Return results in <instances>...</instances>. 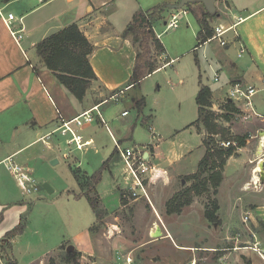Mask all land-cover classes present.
<instances>
[{"label":"crops","instance_id":"1","mask_svg":"<svg viewBox=\"0 0 264 264\" xmlns=\"http://www.w3.org/2000/svg\"><path fill=\"white\" fill-rule=\"evenodd\" d=\"M179 2L180 0H0V5L5 7L6 15L10 13L15 15V19L9 24L0 17V217L3 215L0 221V245L5 243L14 245L16 238L21 235L9 240L6 238L7 233L18 227L24 216L26 223H28L26 214L32 210V207H36L42 202V195H39L33 201L28 200V195H32L35 191L38 194L44 191L45 184H43L42 191L39 190L40 185H42V176H37V171H39V166H42V159L45 154L52 153L51 160L58 156L64 158L66 147L63 144H68L70 136L64 137L59 131L62 122H71L85 112L93 110L96 106L91 102L90 91L87 92L85 99L80 102L60 83L54 73L44 66L37 52V46L46 38L72 25H77L94 47V52L89 60L97 80L93 81L91 88L97 83L109 95H113L120 89H128L124 100H129L128 96H130V107L135 110V117L130 118L133 113L132 110L130 111L127 108L122 110L118 117H114L111 109L105 107L108 103L101 104L102 102H100L98 104L99 111L104 119L107 117L105 124L102 123L97 111H95L93 113L96 117L94 123L84 124L81 127L73 126L77 134L83 136L85 141L92 142L84 150V154H89L88 163L81 162L80 167L83 168L86 165L87 169L93 171L97 169L110 170L116 156L119 158L122 156L117 145L120 147L127 145L125 149L143 146L142 142L134 139L135 131L132 132L131 140H129L130 137L125 128L127 121L133 122L135 119V126H140L143 131L150 135L153 143L157 141L156 146L150 145V150L154 149V152L150 154L153 164L152 172L144 176L142 187H138L133 179L134 183L130 189L132 196L135 194V199L146 200L147 204L151 206L153 215L156 213L152 216V219L155 216L161 217L160 213L163 206L162 208L158 207L155 200H152L149 188L156 186L159 182H165L166 184L169 180L172 179L173 181L182 175L196 174L201 160L207 153L205 140L208 137V132L204 124L199 123L200 106L196 101L201 89L203 87L210 89L211 103L217 109L216 103L226 102L231 85L235 82L240 81L253 87L263 85V76L258 75L255 78L249 74L252 70L251 66L248 67L246 72V70L224 57L218 58L213 65V71L215 72L213 83L220 82L215 81L216 74H219L221 79H225L222 85L218 86V90L213 88L210 82L203 81L199 60L201 46L197 45L200 42L198 34L201 26L192 12L188 9H182L187 14L180 17L179 24L181 26V21L184 20L186 25L191 28L194 43L188 48L187 53H196L194 57L195 68L197 65L199 72L198 74L197 70L195 71L197 85L194 92L192 91L195 96L196 118L184 128H164L159 122V118L162 117L160 112L156 105L150 103L149 99L151 94L154 99L159 100L160 87L155 88V85H153L155 81L148 85L146 89L145 86L147 82L153 80L156 76L167 73L168 69H173L172 76H179L182 56L170 57L165 47L167 38L179 39L180 41V38H176L178 36L176 31L181 27L167 28L172 15L177 11L166 9L162 13L161 20L153 25V31L163 45L164 50L157 51L152 47V56L157 62V70L138 84H132L131 82L138 48L134 44V36L130 32L133 30L134 16L138 11L146 12L164 4L175 5ZM245 2L243 0H224V6H221L220 0H217L218 16L211 23V26L213 24L215 27L221 25L228 29L238 19L244 18V22L238 26L240 27L264 10V4L259 6L258 0H245ZM240 38V35L235 34L232 39L236 42ZM241 39L238 41L242 42ZM230 46L226 49H229ZM247 53H249L248 48ZM253 59L251 61H254ZM193 69L192 65L191 79L194 77ZM186 83V80H180L179 82V86L183 90L181 95L183 98L187 96L189 91V88H185ZM256 97H259L256 101L257 108L264 114V96L258 94ZM141 99L145 100V107L142 114L138 115L135 107L136 102ZM187 99L184 98L182 102H186ZM120 103L122 102L120 101ZM230 106L236 108L234 104ZM223 109L226 110V113L220 118L226 126L231 127L237 120L235 117H232L230 121L227 120L225 116L230 113L227 111L228 108L225 107H221L219 110L222 112ZM127 111L129 116L123 117L122 114ZM232 116H234V113ZM121 119L129 120L119 122L118 120ZM216 121V124H218L219 120L216 119ZM238 123L242 124L241 122ZM250 124L261 126L257 132L264 130V122L261 120ZM151 127L155 133L154 140L152 139L153 132L150 131ZM189 129H193L197 133L200 139L198 146H191L184 154H176L174 151L171 155L166 156L164 151L156 152V149L161 147L163 143L161 139L165 134H169L170 137L175 139L180 133L186 130L189 131ZM99 133H101V136ZM105 134L110 135L114 150L112 148L109 150L110 145L107 144ZM253 140L254 136L247 139V144L252 143ZM128 141H130L129 144H126ZM248 146L240 148L235 153L236 156L234 155L228 159L223 171V181L218 188V194H213L214 199L216 197L219 203L217 215L220 221V223H215L213 228L215 238H217L215 249L220 247L219 250L222 252L224 242L229 240L233 247L236 246L232 249V252L221 254L218 261L209 262L208 258H204L203 255L198 258L197 254L193 252L198 247L187 243L180 244L179 239L173 236V231L163 227H160L163 232L162 239L155 242L167 240L171 242L175 250L187 252L186 262L188 264L193 261L197 264H264L259 253L255 251L256 248L264 254V206L259 208L255 201L256 195L264 193V169L257 173L258 181L260 180L257 189L254 187L255 182H257V166H255L257 163L253 161V155L249 154L251 152ZM242 152H246L250 156L249 162L232 170L230 167L231 161L240 158ZM54 162L58 163V160H54ZM16 166L21 168L22 173L29 179L26 185L30 192H26L19 184L14 171ZM126 171L133 178L127 167ZM162 202L165 204L167 200ZM162 202H158V204L161 206ZM120 204L121 207V199ZM260 209H262V215ZM188 210L190 209L188 208ZM113 212L107 211V216H111ZM141 212L143 211L141 210ZM202 213L205 217L206 206ZM94 218L95 223L96 216ZM157 226L158 224L155 225L151 234ZM207 228L210 230L209 225ZM90 234L92 238L91 230ZM223 235H226L227 239L224 240ZM241 244L245 247H241ZM247 244H250V246H246ZM69 248H76L88 256L94 254L93 250L86 252L83 247L77 248L73 244ZM199 250L207 252L209 248L200 247ZM119 256L120 253L117 252L118 261L125 264L124 255H121L122 261H120ZM159 261H161V257L157 260L156 258L151 260L152 263H158ZM184 263L185 260L180 262V259L176 258L172 264Z\"/></svg>","mask_w":264,"mask_h":264},{"label":"rangeland","instance_id":"2","mask_svg":"<svg viewBox=\"0 0 264 264\" xmlns=\"http://www.w3.org/2000/svg\"><path fill=\"white\" fill-rule=\"evenodd\" d=\"M220 2L221 6H224V0H220ZM243 2L246 3L245 0H243ZM258 2L259 6L264 4V0H258ZM185 9H188L193 14L195 12L197 14L195 17L198 22L202 19V10H204L202 4L187 6L184 10ZM222 16L224 17L223 14ZM161 17V13H154L156 22L160 21ZM180 27L181 28L176 31V33H178L176 38H180V41L179 39L173 40L172 38H167L165 40V47L170 57L182 56L181 65L179 66V76H172L173 69H168L167 73L156 76L153 80L147 82L145 86L146 89L148 85L155 81L153 84L155 88L158 86L160 87V91L158 92L159 100L154 99L151 94L149 99L150 103L156 105L160 112L162 117L159 118V122L166 129L184 128L196 118L195 96L193 92L197 85L195 71L197 70L198 72V66L196 65L195 68L196 62L194 57L196 53H187L188 48L194 43V38L191 28L186 25L184 20L181 21ZM212 27L214 30V24ZM236 33L241 36L242 39H240L242 42L238 41L240 39H237L236 42L233 41L232 38ZM227 38L231 42L229 49L222 48L218 41H213L207 45L202 42H199V44L197 43V45L201 46L199 60L203 81L210 82L213 88L218 90V86H221L225 79L223 80V78L221 79L220 77L219 83H213L215 75L213 65L218 58L223 57L246 70V72L248 67L251 66L252 70L249 74L255 78L258 75L263 76L264 81V10L238 27L236 32L232 31L229 33ZM241 44H243L246 49H249V53L246 52L247 54H245V56L239 58L238 53L241 49ZM252 58H254V61H251ZM192 65L194 68L193 79H191ZM180 80H186L187 83L185 88H189L187 96L184 97L188 98L186 102H182L184 98L181 97L183 90L182 87L179 86ZM256 88L263 89L264 82L262 86H256ZM88 91H90L92 104L96 106H98L100 102L103 104L111 97V95L106 93L97 83H95L92 88L90 87ZM259 94L264 96V92H260ZM126 96L127 94L121 99L122 103L107 102L108 104L105 107L106 109H111V113L114 117H118L120 112L125 108L130 109V111L132 110L133 116L130 118L135 117V110L130 107V96H128L129 100H124ZM133 97L132 95V98ZM258 99L259 97H255V105ZM226 105V102L220 101L218 104L216 103L215 106H217V109H215L214 104L211 103V107L206 108V111L213 114L215 119L219 120L217 125L219 128H222V131H220L221 134L226 136V132H228L232 137L230 141L234 142L236 146L238 145L235 137L242 138L247 136V139H250L254 136L252 143L247 144L246 140L244 147L249 145L248 147L251 152L249 154L251 156L253 155V161H258L259 158L263 159L264 151L260 157H258L259 153H257L259 145L257 130L260 129L261 126L259 124L251 125L250 123L246 124L239 121L236 108L233 117L242 124L236 121L231 127L226 126L220 118L222 115H225L226 110L223 109L222 112L219 110L221 107L227 108ZM257 110L264 115L258 108ZM126 120L121 119L118 121L121 122ZM215 122L217 123L216 120ZM125 128L130 137L129 140H131L132 132L135 131L134 139L143 144L140 148L157 144V141L153 143L150 139V135L143 131L140 126H135V119L133 122L127 121ZM99 135L101 136V133H99ZM105 135L107 144L110 145L109 150H111V148L114 150L110 135ZM212 139L209 138V135L206 138L211 147L221 148L219 144L215 143V138ZM161 140L163 143L159 149H156V152L159 153L164 151L166 156L171 155L174 151L176 154H184L191 146L196 147L200 143V139L193 129L180 133L175 139L170 137L169 134H165ZM65 142L64 140V143ZM129 142L130 141L126 142V144H129ZM63 145L66 147V150H64V158L58 156L55 157L56 159L52 158L51 160L50 156H52V153L45 154V157L42 159V166H39V171H37V176H42V185H40L39 190L42 191L43 184H49L53 192L50 193L44 190L38 194V192L35 191L32 195H28V200L32 201L39 195H42V202L36 207H32V210L26 214L28 223L25 221L26 228L23 234L16 238L14 245L12 246L11 243L0 245V264H69L67 262V257L74 252L81 253V256L78 258L80 264H123L118 261L117 252L120 253V261H122L121 255L125 257L130 256L134 264H172L176 258H179L180 262L185 260L184 264H188L186 262L187 252L175 250L171 242L167 240L155 242L162 239V237L158 239L151 237V231L155 228L156 224H158L159 227L171 229L173 231V236L179 239L178 242L180 244L187 243L198 247V249L195 248L193 252L197 254L198 258L200 255H203L204 258H208L209 262L218 261L221 254H229L232 252V249L236 247H233L228 240L224 242L222 252L219 250L220 247L215 249V240L217 239L215 238L216 236L213 229L215 223H209L202 213L205 206L211 204L210 202L214 199L215 194L212 188L209 193L201 195L202 197H198L192 192L190 194L192 198L191 204L189 207L185 206L180 213H171L168 211L167 204L175 196L180 197L181 201L185 199V197H181V195L186 194L192 186V182H190L188 178L193 175H182L173 181L172 179L169 180L166 184L165 182H159L156 186L149 188V194L152 200H155L158 207L162 208L163 206L160 213L161 217L155 216L154 219H152V216L156 215V213L153 215V209L147 204L146 200H137L132 196L130 189L134 181L127 173L126 164L121 155L120 158L116 156V160L111 165L110 170L105 169L103 171L102 180L97 186L96 195H94L91 189L94 185L92 175L99 169L93 171L92 169H87L86 165L83 166V168L80 167L81 162L85 161L86 164L88 163L89 154H84L85 149L79 152V150L75 148V145ZM126 146L120 148L123 150ZM238 150L239 148H237V151ZM152 152H154L153 148ZM234 155L236 156V154ZM249 157L250 156L246 152H242L240 158L231 161V169L233 170L236 167L247 164L249 162ZM54 160H58V163H55ZM255 166L258 165L256 164ZM36 183L38 182L36 181ZM119 188H121L122 191L119 190ZM121 193H124V197L126 195V199L125 203H122L120 207ZM90 197L99 202V206L102 210L108 212L114 211L112 215L105 216L101 221H98L96 218V222L94 223L95 215L90 206ZM180 198H178V201ZM255 198L259 208H262L264 206V193L256 195ZM157 200L159 203L167 200V202H165L166 205L162 202L160 206ZM188 208L190 210H188ZM185 209L188 211L184 212L186 211ZM141 210L143 212H141ZM260 212L262 215V209H260ZM245 221H247V219H245ZM218 223H220V221H218ZM208 225L210 230L207 228ZM223 237L224 240L227 239L226 235H223ZM71 243L77 248L83 247L86 252L88 250H93L94 254L92 256L84 255L76 248L69 251V247L72 246ZM240 246L245 247V245L242 244ZM246 246H250V244ZM200 247H206L209 248V250H207V252H201L199 250ZM160 257L161 261L158 263L151 262L153 258L157 260L160 259Z\"/></svg>","mask_w":264,"mask_h":264},{"label":"trees","instance_id":"3","mask_svg":"<svg viewBox=\"0 0 264 264\" xmlns=\"http://www.w3.org/2000/svg\"><path fill=\"white\" fill-rule=\"evenodd\" d=\"M191 6V5H189ZM168 9V5L164 4L149 11H138L133 20V30L130 32L134 36V44L138 48L136 64L133 70V76L131 78L132 84H138L146 77L150 76L157 70V62L152 56V47L157 51H163L164 47L157 39L153 25L156 23L154 13H164ZM194 15L197 14L194 12ZM218 13L215 16L210 15L206 9L202 10V19L199 20L201 30L198 34L200 42L205 44L209 39L213 37L214 30L211 23L217 18ZM37 52L42 59V62L46 68L54 73L60 83L74 96L77 100L82 102L88 90L90 89L92 82L97 80V76L90 64V56L94 52L93 45L89 42L86 36L80 31L77 25H72L56 34L43 40L37 46ZM197 104L200 106L199 123H203L208 132L209 138H215V143L218 144L217 138L220 136L222 141H230L232 138L228 132L226 136L221 134L222 128L215 122V116L206 111V108L211 107V91L208 87H203L197 96ZM227 111L230 113L225 117L227 120L232 119V114L236 112L231 104H227ZM145 107V100L141 99L136 102V110L138 115L142 114ZM215 122V123H214ZM225 131V130H223ZM245 137H235L237 141L236 147L230 148H213L208 140L205 141L207 147V153L201 160L198 168V172L191 176L189 179L192 182V186L186 194H182L181 197H185L181 201L180 197H174L168 204V211L171 213H180L185 206H189L192 202L190 194L192 192L197 196L204 195L214 190V194H218V188L223 181V170L228 159L237 152V148L245 146L247 140ZM213 140V139H212ZM232 140V139H231ZM103 170L101 169L92 175L94 179V185L91 188L93 194L96 195L97 186L102 180ZM82 187V184H81ZM121 201L125 203L124 193H121ZM178 198L179 201H178ZM90 206L93 210L98 221H101L107 216V211L102 210L99 206V202L90 197ZM211 204L206 206V219L211 223H218V211L219 203L216 199H213ZM3 215L0 217L2 220ZM26 228L25 218L22 223L11 232L7 233L6 238L11 240L18 235H22ZM81 253L74 252L68 255L67 262L69 264H80L78 258Z\"/></svg>","mask_w":264,"mask_h":264},{"label":"built area","instance_id":"4","mask_svg":"<svg viewBox=\"0 0 264 264\" xmlns=\"http://www.w3.org/2000/svg\"><path fill=\"white\" fill-rule=\"evenodd\" d=\"M187 12L184 10H180L175 12L170 22L167 24V28H178L180 26V17L182 15H186ZM0 17L3 18L8 24L12 22L15 19V15L10 13L9 15H6L5 13V7H2L0 5ZM244 18L238 19V21L230 28L226 29L223 26H216L214 28V34L211 39H209L206 43H211L213 41H218L219 44L226 48L230 46V41L227 38V35L231 31L236 32V28L244 22ZM237 34V33H236ZM238 37V36H237ZM247 52L246 47L241 44V49L239 51V57H243ZM215 81H220V75L216 74ZM128 89H120L117 92H115L113 95H111L110 99L104 102L103 104L107 102H115L118 103L121 101V99L126 95ZM264 92L263 89H257L253 86H248L246 83H242L240 81L235 82L231 85V89L228 93V97L226 99L227 104H234L237 109V117L238 120H240L242 123H252L257 120H261L264 122V115L258 112L254 99L255 97L260 93ZM97 111V115L99 116V119L102 121V123H106L105 119L103 118L102 114L99 111V106H95L93 110L85 112L78 118L74 119L71 122L63 121L61 127L59 128V131L61 132L62 136H70L68 139V144L75 145V148L79 151H83L86 147L92 144V142L85 141L83 136L78 135L77 132L74 130L73 126L75 127H81L84 124H92L96 121V117L93 115V113ZM123 117L129 116V112H124L122 114ZM150 131L153 132V128H150ZM155 133L153 132L152 139H155ZM217 141L220 138L221 141H218V144L222 148H230L232 146H236V144L232 141H222V138L220 136L216 137ZM257 138L259 139V145L257 149V153L260 152V149L263 145V151H264V130L257 132ZM117 148L119 149L122 158L126 164L127 170L132 175L133 179L135 180L138 187L143 186V179L144 176L148 175L153 170V165L151 164V150L150 146L145 147H132L122 150L119 145H117ZM147 155H149L147 157ZM15 174L17 175V179L19 181V184L22 186V188L26 192H30V189L27 187L26 183H28L29 179L22 173L21 168L14 167ZM258 182L260 183V180L255 182L254 187L258 189ZM135 197V194H134ZM255 251L259 253L261 258L264 261V254L259 252L258 249L255 248ZM125 259V264H134L133 259L128 257H123ZM191 264H197L195 261H193Z\"/></svg>","mask_w":264,"mask_h":264},{"label":"water","instance_id":"5","mask_svg":"<svg viewBox=\"0 0 264 264\" xmlns=\"http://www.w3.org/2000/svg\"><path fill=\"white\" fill-rule=\"evenodd\" d=\"M194 4H202L204 6V8L206 9V11L212 16H215L217 14V6H216L217 0H180V2L178 4L168 5V9L180 11L187 6L194 5ZM218 141H221V139L219 138ZM148 156L149 155H147V157ZM43 189L50 192V193L53 192V190L49 184H45ZM71 250H72V248H69V251H71Z\"/></svg>","mask_w":264,"mask_h":264},{"label":"bare ground","instance_id":"6","mask_svg":"<svg viewBox=\"0 0 264 264\" xmlns=\"http://www.w3.org/2000/svg\"><path fill=\"white\" fill-rule=\"evenodd\" d=\"M262 152H263V145H262V147L260 149V152L258 154V157H260V155L262 154ZM263 161L264 160L262 158H259L258 161H255V163L258 164L257 169H256V180L257 181L259 179L258 176H257V173L263 171V164H264ZM162 236H163L162 229L159 226H157L156 229L152 232L151 237L154 238V239H158V238H160Z\"/></svg>","mask_w":264,"mask_h":264}]
</instances>
